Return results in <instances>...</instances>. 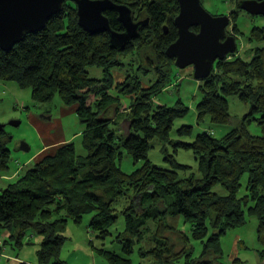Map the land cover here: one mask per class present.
<instances>
[{"label": "trees", "instance_id": "1", "mask_svg": "<svg viewBox=\"0 0 264 264\" xmlns=\"http://www.w3.org/2000/svg\"><path fill=\"white\" fill-rule=\"evenodd\" d=\"M112 1L133 12L151 15L153 21L152 28L141 29L138 37L122 50L111 46L107 33L86 32L72 2H66L44 30L27 35L8 52L0 48V81L31 90L34 101L41 104L50 103L59 95L65 106H78L77 115L86 127L81 136L84 155L78 153L74 143L60 145L55 155L44 158L2 192L0 232L15 233L11 238L16 240L17 248H22L24 238L32 231L43 239L37 264H65L60 257L67 239L61 230L70 221L80 224L91 215L89 228L105 240L124 215L123 237L128 242L124 250L128 257L98 250L109 264H133L134 239L146 241L152 220L158 224L157 236L149 239L155 246L141 252L142 256L154 258L155 264H217V255L223 251V236L245 226L248 217H256L264 256V25L251 30L249 39L263 44L251 63L229 55L200 85L199 122L209 118L215 126L229 124L228 97L238 96L251 106L242 125L222 138L209 132L198 135L193 143L172 141L176 120L185 118L189 108L182 101L174 107L155 106L154 98L172 84L176 68L166 50L178 38L174 26L179 12L177 0ZM241 1L244 0H231L239 11ZM231 15L237 38L243 34L239 15L235 11ZM107 16L113 29H122L115 12ZM149 53L154 59L148 57ZM128 65L134 67V74L128 71ZM90 68L101 70L102 78H92ZM124 98L132 99V103L121 111ZM116 106L115 114L112 107ZM252 121L260 126L261 136L248 130ZM192 129L183 127L178 131L179 137H190ZM11 140L6 127L0 129V176L10 170ZM154 140L170 143L174 155L180 149L192 151L198 162V175L181 177L180 172L187 173L191 168L168 153L165 160L170 167L152 164L149 152ZM123 150L136 166L142 164L132 173L120 167ZM246 174L247 195L240 198ZM218 187L227 195L215 192ZM124 199L130 205L120 212L115 206ZM177 218L191 224V237L165 222ZM167 232L182 237L185 245L181 251H176ZM191 240L203 245L200 259L193 258ZM210 256L214 259L208 260Z\"/></svg>", "mask_w": 264, "mask_h": 264}, {"label": "rangeland", "instance_id": "2", "mask_svg": "<svg viewBox=\"0 0 264 264\" xmlns=\"http://www.w3.org/2000/svg\"><path fill=\"white\" fill-rule=\"evenodd\" d=\"M203 7L213 16L228 15L231 12H238V24L243 34L237 35L238 52L236 55L242 57L246 62L251 63L257 57V50L263 47L262 43H253L250 39V33L254 26L264 25L263 17L251 16L247 12L239 11L237 4L231 0H202ZM234 25H230L228 31L234 35ZM235 55V56H236ZM144 57L146 55L144 54ZM149 58L154 59L150 53ZM127 63V62H126ZM128 71L134 74V67L128 65ZM92 78H102L103 73L98 68L89 69ZM153 76V74H152ZM150 76V77H152ZM121 80L124 77H120ZM202 81H198L194 77V69L188 67L184 70L175 68L172 74V84L165 88L162 94L154 98V105H166L174 107L179 101H182L188 108V115L183 119L176 120L173 131L171 133L172 141H183L185 143H193L196 137L202 133L212 132L215 138H222L227 133L237 129L242 125L244 117L250 113L251 106L240 100L238 96L228 97L230 107V123L225 126H215L209 118L204 122H199L197 118V105L202 99L200 85ZM132 103V99L124 98L120 105V110L124 111ZM77 105L65 106L57 95L50 103L41 104L35 102L32 91L29 89L22 90L14 82L0 81V124L6 126V130L11 135L10 170L6 175L0 178V195L18 178L36 166L44 158L55 155L58 147L62 143H74L80 155H84L85 151L82 147V134L86 127L83 125L77 115ZM116 114L117 106L112 107ZM260 116H256L259 118ZM20 121L21 125L14 127L11 122ZM192 127V135L190 137H179L178 131L183 127ZM248 130L253 135L261 136L262 130L257 122L252 121ZM29 146L28 152L22 151L23 144ZM123 152V159L120 167L126 173H132L138 166L135 165L133 159ZM167 153L174 155V147L170 143L154 140L152 149L149 152V160L152 164L159 167L168 168L170 165L165 158ZM178 163L189 166L191 169L187 173L180 172V176L198 175V162L192 151L180 149L174 155ZM249 176L246 174L242 179V189L239 197L247 195V185ZM219 195H227L222 187L215 189ZM129 200L124 199L116 204L120 212L129 206ZM92 216L84 217L80 224L69 222L66 229L61 230V234L66 237L65 245L62 249L61 260L65 264H109L104 257L98 255V250L105 249L115 252L121 257H128L125 247L128 244L127 239L123 237L126 232V218L121 215L117 224L110 230L111 235L105 240L92 232L89 228ZM165 222L177 229L182 234L191 237L192 226L186 223L183 218L166 219ZM259 222L256 217H248V223L240 228L231 229L222 238V254L218 256L217 264H264V256H262L263 246L258 240L257 228ZM151 230L145 242H138L135 238L134 253L131 256L133 264H155V259L149 256H142L141 252L154 248L155 244L149 241L157 236L158 224L152 220L150 224ZM15 233L7 231L0 232V239L4 245V262L7 263L8 255L20 257L23 261L31 264H37V252L43 241L42 237L35 235L29 231L24 238V246L16 247V240L11 238ZM166 235L176 244V251H181L184 247L182 237L175 232H167ZM7 242V243H6ZM192 247L193 258H201L203 253V245L197 241H190L189 248ZM213 260L214 256L207 258ZM179 264H184V261Z\"/></svg>", "mask_w": 264, "mask_h": 264}, {"label": "water", "instance_id": "3", "mask_svg": "<svg viewBox=\"0 0 264 264\" xmlns=\"http://www.w3.org/2000/svg\"><path fill=\"white\" fill-rule=\"evenodd\" d=\"M77 5L80 26L92 35L107 33L110 44L122 50L126 43L138 37L146 22L134 23L133 10L126 5H117L111 0H0V48L8 52L23 42L27 35L45 29L48 21L61 13L66 2ZM180 14L175 20L178 39L166 50V56L175 61L176 68L193 67L198 81L208 79L216 64L229 55H236V36L228 35L230 15L213 16L202 5L201 0H178ZM242 11L251 16L264 17V0H244L239 4ZM113 11L125 28L119 33L112 28L105 12ZM148 23V22H147ZM192 28H198L193 32ZM167 33V28H165ZM18 127L20 121L11 122ZM6 126L0 124V129ZM22 151L28 152L25 143Z\"/></svg>", "mask_w": 264, "mask_h": 264}, {"label": "flooded vegetation", "instance_id": "4", "mask_svg": "<svg viewBox=\"0 0 264 264\" xmlns=\"http://www.w3.org/2000/svg\"><path fill=\"white\" fill-rule=\"evenodd\" d=\"M112 1V0H111ZM69 2V1H68ZM73 3V2H72ZM115 3V2H114ZM177 3H178V5H179V12H178V14H177V16H176V18L179 16V14H180V4H179V2H178V0H177ZM201 3H202V0H201ZM75 4V3H74ZM76 5V4H75ZM118 5V4H117ZM203 5V4H202ZM76 7H77V5H76ZM145 8H144V12H145ZM109 12H113V11H108V12H105V15L107 16V13H109ZM116 13V12H115ZM117 14V13H116ZM143 14V12H140L139 10H135L134 12H133V21H134V23H138V22H146V25L144 26V27H142L141 29H143V28H146V30L149 28V27H153V21H152V17H151V15H149V17L148 16H145V15H142ZM147 15V14H146ZM228 15H230V18H231V24L233 23V19H232V15H231V13H229ZM108 17V16H107ZM109 18V17H108ZM176 18L174 19V26L177 28V31H178V27L176 26V24H175V20H176ZM148 22V23H147ZM112 25V24H111ZM165 28H167V25L164 27V30H165ZM140 29V30H141ZM197 29V28H196ZM229 29V28H228ZM115 30V29H114ZM140 30H139V34H140ZM193 32H198V31H195L194 30V28H192L191 29ZM115 31H117V32H119V33H125V28L122 26V29H119V30H115ZM228 35H233V33H231L230 31H228ZM233 36H235V35H233ZM178 37H179V34H178ZM178 39V38H177ZM134 40V39H133ZM133 40H130V41H128L127 43H126V45L127 44H129V43H131ZM125 45V46H126ZM125 46L123 47V49L125 48ZM152 62V64H154V62L153 61H151ZM217 65V64H216ZM192 67V66H191ZM193 68V67H192Z\"/></svg>", "mask_w": 264, "mask_h": 264}, {"label": "crops", "instance_id": "5", "mask_svg": "<svg viewBox=\"0 0 264 264\" xmlns=\"http://www.w3.org/2000/svg\"><path fill=\"white\" fill-rule=\"evenodd\" d=\"M62 144H66V143H62ZM0 262L3 263L4 260L2 259ZM20 262H26V261H23L20 257H16L13 254L8 255L7 263H9V264H18Z\"/></svg>", "mask_w": 264, "mask_h": 264}, {"label": "built area", "instance_id": "6", "mask_svg": "<svg viewBox=\"0 0 264 264\" xmlns=\"http://www.w3.org/2000/svg\"><path fill=\"white\" fill-rule=\"evenodd\" d=\"M4 245L5 243L1 241L0 239V261L4 259L5 253H4Z\"/></svg>", "mask_w": 264, "mask_h": 264}]
</instances>
